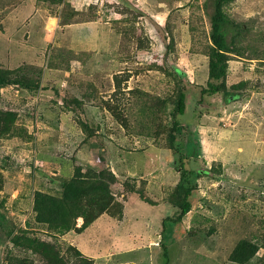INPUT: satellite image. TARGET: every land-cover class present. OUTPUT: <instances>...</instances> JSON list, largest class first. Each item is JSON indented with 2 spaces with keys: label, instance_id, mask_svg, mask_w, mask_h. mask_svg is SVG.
Here are the masks:
<instances>
[{
  "label": "rangeland",
  "instance_id": "1",
  "mask_svg": "<svg viewBox=\"0 0 264 264\" xmlns=\"http://www.w3.org/2000/svg\"><path fill=\"white\" fill-rule=\"evenodd\" d=\"M205 3L207 0H0L1 70L26 63V67L41 71L46 57L53 53H60L65 62L61 53L69 56L68 66L72 67L71 71L49 70L51 76L42 70L44 84L59 80L56 103L51 87L33 95L0 84V108L17 112L21 132L0 136V212L5 216L0 226V264H9L11 257L29 264H163L165 249L168 264H264V0H231L223 7L243 28L235 41L236 50L228 56L225 77L237 96L226 99L221 92H201L208 78L210 46L211 7ZM69 9V23L63 25L61 12L65 20ZM56 29L66 34L63 47L44 36L45 30L54 34ZM82 50L89 57L75 56ZM108 50L107 60L111 61L104 63ZM118 72L120 88L116 92L111 78ZM63 76L65 81H61ZM180 89L190 101L188 111L177 116L184 124L176 144L204 173L200 177L188 173L183 180L194 185V191L191 209L181 221L164 220L175 208L155 202V222L158 220L160 228L151 248L142 244L115 256L103 251L94 253L92 259L76 252L75 243L67 236L74 228L52 232L33 219L35 191L59 196L61 174L69 177L75 165H80L83 175L91 180L88 167L104 165L105 155L102 159L97 153L94 156L97 149L88 146L91 141L99 142L94 144L98 148L115 146L121 167L142 175L138 180L151 176L146 175L150 164L155 171L153 179L172 183L168 188L174 185L178 173L169 165L174 155L168 149L167 134ZM70 98L77 99L63 111L64 101L70 102ZM106 100L120 101L114 117L101 106ZM44 106L51 108L42 111ZM93 111L95 120L90 119ZM69 129L77 137H86L92 164L76 161L72 165ZM96 129L98 133L107 130L111 140L92 135L89 140L87 133ZM107 152L110 154L108 147ZM184 165L189 167L185 160ZM161 170L167 174L157 173ZM122 189L117 183L111 185L113 201L123 202ZM157 191L155 186L146 196L154 199L159 196ZM94 199L87 197L84 212H99L102 200ZM80 218L76 217L74 224L80 223ZM105 221L109 220L101 217L97 223L96 230L103 235L100 247L108 246L114 230ZM9 228H26L50 246L42 254L13 245L6 236ZM140 232L141 239L147 238L146 231ZM251 249L254 256L248 258Z\"/></svg>",
  "mask_w": 264,
  "mask_h": 264
},
{
  "label": "trees",
  "instance_id": "2",
  "mask_svg": "<svg viewBox=\"0 0 264 264\" xmlns=\"http://www.w3.org/2000/svg\"><path fill=\"white\" fill-rule=\"evenodd\" d=\"M231 0H207L205 3L206 7L210 6L211 11L208 14L209 17V32L208 38L210 40L209 46V62H208V78L206 80V87L201 88L202 93H216L221 92L223 93L224 98L226 99L229 96H237L236 93L233 92V89L228 87L225 82L226 77V69H227V60L228 56L236 50L235 41L236 38L241 34L242 25L234 20H231L228 15L224 12L223 7L225 4L230 2ZM64 12H61L60 15V23L66 24L67 19L71 17V10L67 11L65 14V20H62V15ZM99 17H96L98 20ZM107 20V19H104ZM44 31V30H43ZM42 32V30H41ZM62 31L56 29L55 33L52 34L48 38V40L56 41V45L63 47L64 43H67L66 34L60 33ZM45 36V35H44ZM48 41V42H49ZM113 45V44H112ZM81 46V45H80ZM112 48V47H111ZM64 52V51H63ZM115 55V50L112 51ZM83 55L86 59L89 57V53H85V50L80 52H76L75 56ZM87 54V55H85ZM111 51H107L106 55L103 57L109 56ZM61 55L65 57L67 62L62 61V58H59L60 53H53L50 57L45 61V73L46 75H50L52 72L49 70L61 68L65 70H72V67L68 66V59L69 56H64L62 53ZM29 56V55H28ZM84 63V59L82 60ZM65 62V63H64ZM108 63V62H107ZM26 63H22L17 67L12 69H4L1 70L0 68V84L2 85H13L17 92H22L23 94H28L33 92L37 95L43 90H49V87L53 89L54 99L53 102L56 103V97L58 95V83L59 80L53 81L50 85L48 83L44 84L41 78L42 70L36 69L35 67L29 66L26 67ZM56 65H61L64 67H57ZM172 70L175 72V75L179 76V69L175 67V65H171ZM59 70V69H57ZM118 73H114L112 75V80L114 82L115 91L119 90L120 88V81L115 76ZM55 75L53 74V77ZM70 76V75H68ZM67 76V78H68ZM65 77L63 76L61 81H65ZM180 77V76H179ZM66 78V81L68 79ZM10 87V86H9ZM12 88V87H11ZM14 89V88H12ZM67 92V91H66ZM77 98H70V102L64 101L63 111L68 108L69 103L75 102ZM189 96L183 89L178 91L176 100H174L173 110L171 112L172 121L171 127L167 134L168 138V149H170L172 156H176L172 161L169 162L171 167H174L176 172L178 173V180L176 183L167 191V195L164 197V200L169 202L174 208V212L171 215L166 217L164 220H171L174 222L181 221L183 216L191 209V202H192V195L194 191V185L186 184L183 180L187 177L188 173L194 175L195 177H200L204 172L200 171V167L195 165V159L193 160L192 164L189 162L190 157L187 155L180 153V148L176 144L177 140V133L180 130V127L183 123L177 116L184 115L186 111H188V101ZM117 101V100H116ZM120 101L116 103H110V101L106 100L104 104H101L102 108H106L108 112L118 114L117 106ZM115 104L116 106H114ZM61 105V106H62ZM79 105V104H78ZM100 109V106L97 105ZM36 107V105H35ZM111 107V108H110ZM51 106H44L42 111L50 109ZM103 109H101L102 111ZM103 112V111H102ZM42 114V113H41ZM40 114V115H41ZM38 117H41V116ZM18 119L17 112L3 110L0 108V136L3 135H14L21 134L18 130V125L16 124ZM115 119V118H114ZM117 123L118 120L115 119ZM94 122V121H93ZM121 126V125H119ZM122 127V126H121ZM123 129V127L121 128ZM107 130H103V132L98 133V129L94 130L93 133H87L88 137L92 136H100L109 137ZM92 135V136H90ZM131 136H129L130 138ZM90 139V138H89ZM111 140V138H110ZM102 147H105L102 145ZM107 149L101 153L105 154ZM115 153H119L116 152ZM113 155V154H107ZM106 155V156H107ZM104 156L101 154L99 158L102 159ZM111 157V156H110ZM198 157V156H197ZM197 159V158H196ZM184 160L188 164V168H184ZM108 162V161H107ZM185 166V165H184ZM111 166L107 165L100 169L89 168L86 171L87 174H90L91 180L89 177L83 175V171L80 168V165H75L73 174L69 177H62L60 181L61 192L59 196H54L52 194L45 193L43 191H35L33 193V201H32V211L34 212L33 219L38 222L42 223L46 226V229L53 232L61 231V230H69L74 228L73 230L80 232L85 227H87L92 221H94L101 213L106 212L109 215L121 219L124 213V203H119L113 201V194L111 193V185L113 183H117L124 188L122 192L124 195V200L130 196L135 195L138 198L148 202V203H155L157 200L149 198L145 194V180H138L136 176L128 175L126 171H119L120 179H117L115 174L112 172ZM126 182L122 184V182ZM128 183V186L126 185ZM138 183V184H137ZM143 183V184H142ZM142 184V185H141ZM123 185V186H122ZM125 187L127 189H125ZM92 195L95 199L94 200H102L101 205H99L98 210L99 212L93 211L92 213L84 212L85 202L87 201V197ZM97 198V199H96ZM113 201V202H112ZM90 202V201H89ZM96 202V201H95ZM97 203V202H96ZM76 217H82V222L79 227L74 224V220ZM5 216L3 213L0 212V226L4 222ZM55 234V233H54ZM6 236L10 239L13 245H20L26 249H31L35 252H41L44 254V251L50 246L47 242L40 241L35 236H31V233L26 228L14 230L13 228H9L6 230ZM242 246V245H241ZM164 248V244H162ZM39 250V251H38ZM39 252V253H40ZM76 252H80L76 248ZM255 250L251 249L247 256L251 258L254 256ZM81 253V252H80ZM82 254V253H81ZM264 256V255H263ZM163 257L165 261L163 264H168V251L165 249L163 251ZM259 257L258 259H261ZM13 259L12 257L8 259L9 264H12ZM15 262L13 264H29L26 260L21 258H14Z\"/></svg>",
  "mask_w": 264,
  "mask_h": 264
},
{
  "label": "crops",
  "instance_id": "3",
  "mask_svg": "<svg viewBox=\"0 0 264 264\" xmlns=\"http://www.w3.org/2000/svg\"><path fill=\"white\" fill-rule=\"evenodd\" d=\"M118 3L119 2L117 1V4ZM45 32H44V35H45ZM107 58H110V56H107L106 58H104V61H103L104 63L111 61V59L107 60ZM66 76H68V75H66ZM91 114L93 115V117L90 116V119L93 118V120H95L97 117H96L94 111L91 112ZM99 118L100 117H98V119ZM75 125L78 127V129H80L79 124H77V122L75 123ZM71 127H73V124H71ZM69 131L72 133V137L69 139L70 141L67 144L70 145V147H68L69 148L68 150L71 151L69 156L72 157V160H73L71 162L72 165L76 161H77L76 162L77 164L80 162L81 165L89 164V163L92 164V161H90L92 159L88 158L89 153H91V151L87 150L89 148L86 147V144H87L86 139H85L86 137L85 136L83 137L81 135H80V137L79 136L77 137V134H75L76 133L75 131H73L71 129H69ZM48 132H50L52 134L54 133L51 131H47V133ZM66 132L69 134V132L67 130H66ZM67 137L69 138L70 136H67ZM89 138H92V137H89ZM89 140H91V139H89ZM80 142H82V143L84 142V143L80 144ZM90 143H88L89 147L97 149V151L96 150L94 151V156H96V153H97V155H100V154L102 156L105 155V157L103 158L105 161L103 166H99V164L95 161V164L96 163L98 164L97 169L98 168L100 169V168H103L104 166L109 165V166H111L110 168H111L112 172L115 174V176L117 177V179H120L119 171H126L128 175L136 176L137 178L143 177L142 175L133 174L132 170L129 167L128 168L121 167V165L119 164L120 161H118L119 155H118V153H115V150H116L115 146H114L115 148L112 146V148L110 149L109 145L107 144L106 147L100 146V148H98L97 146L94 145L97 142L94 143V141H91ZM107 147L109 149V152L111 154H113V155H110L111 157L109 155H107L108 152H105V154L101 153V151L104 152L107 149ZM100 149H101V151H100ZM116 151H118V150H116ZM44 154L45 155H43V157L46 156V153H44ZM79 159H80V161H79ZM105 159H107V160H105ZM88 161H90V162H88ZM126 164H128L127 161H126ZM149 167H150V164L147 167L149 170H147L146 175H151V176L150 177L148 176L147 180L144 179L146 181L145 194L148 193L149 191H153L154 187L156 186L158 189L157 195H159V196L154 198V200L159 201L160 202L159 205L166 206L165 208H167V206L168 207L171 206L172 210H173L174 207L169 202L164 200V197L167 195V191L173 185L170 188H168V186H170V184H172V183H170V184L164 183L165 181H162L160 178L159 179H153L155 176L153 174V172H155V171L153 169H151V167L150 168ZM166 169H168V168H166ZM155 170H158V169H155ZM166 172H167V170H165V171L161 170V171H158L157 173H159L161 175L162 173L167 174ZM171 175L174 176V174H172V173H171ZM61 177H67V175L61 174ZM143 202H146V201L142 200L141 198H138L135 195H130L125 200H123L124 213H123V217L121 219L113 217V216L109 215L108 213L104 212L101 215H99L94 221H92L87 227H85L80 232L72 230V231L67 233V236H69V239L71 241H73V243H75L76 248L83 255L88 256L92 259H95L94 253H99V252H103V251L109 252V253H114L113 256H115L118 251H125V250L132 251L135 249V247H140L142 244H147L146 248L147 247L151 248V246H152L151 240H153V238H155L154 240L157 239V236H158L157 233L158 232H156V231L160 228L159 226H157L158 220H157V222H155V220L157 218L155 216V212L158 210V209H156L158 204L146 202L149 204V206L145 207ZM167 204H169V205H167ZM168 216L165 215V216H163V218H166ZM101 217H106V219H108L109 221H105V224L107 226L110 225L111 228H114V230L111 232V234L109 236L108 246L105 245L104 247H100L98 245L99 239L102 238L103 235H100L96 230V229H98L97 223H99V219ZM149 219L153 220V223ZM79 220H81V221H80V223L78 222L76 224L77 227H79L81 225L82 218H80ZM110 227H109V229L107 227V231L111 230ZM140 230L146 231L148 233L147 238L141 239L142 233L140 232ZM143 240H146V243H144ZM153 246H155V245H153ZM143 248H145V247H142L141 249H143Z\"/></svg>",
  "mask_w": 264,
  "mask_h": 264
},
{
  "label": "clouds",
  "instance_id": "4",
  "mask_svg": "<svg viewBox=\"0 0 264 264\" xmlns=\"http://www.w3.org/2000/svg\"><path fill=\"white\" fill-rule=\"evenodd\" d=\"M45 31H46V30H45ZM45 31H44V32H45ZM50 36H52L51 32H49V31L45 32V37H46V38H49Z\"/></svg>",
  "mask_w": 264,
  "mask_h": 264
},
{
  "label": "built area",
  "instance_id": "5",
  "mask_svg": "<svg viewBox=\"0 0 264 264\" xmlns=\"http://www.w3.org/2000/svg\"><path fill=\"white\" fill-rule=\"evenodd\" d=\"M156 244H158V243L156 242Z\"/></svg>",
  "mask_w": 264,
  "mask_h": 264
}]
</instances>
